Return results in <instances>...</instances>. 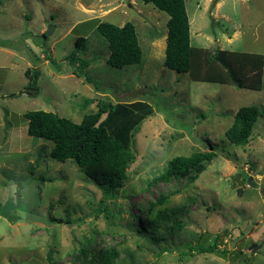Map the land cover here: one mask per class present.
<instances>
[{
	"label": "rangeland",
	"instance_id": "374dc122",
	"mask_svg": "<svg viewBox=\"0 0 264 264\" xmlns=\"http://www.w3.org/2000/svg\"><path fill=\"white\" fill-rule=\"evenodd\" d=\"M185 3L193 47L264 55V0ZM168 21L142 0H0V264H75L82 248L115 249L121 264H264V86L195 82L167 68ZM99 22L133 23L142 62L112 68ZM80 36L99 89L66 59ZM34 68L38 90L26 77ZM108 101H144L154 115L135 134V160L118 197L101 203L102 192L75 164L51 157L52 141L28 135L25 114L80 123ZM247 106L262 113L239 147L226 131ZM211 148L217 158L194 180L155 181L174 157ZM165 208L186 209L171 237L154 243L137 232L136 216ZM196 243L217 249L194 253Z\"/></svg>",
	"mask_w": 264,
	"mask_h": 264
},
{
	"label": "trees",
	"instance_id": "16d2710c",
	"mask_svg": "<svg viewBox=\"0 0 264 264\" xmlns=\"http://www.w3.org/2000/svg\"><path fill=\"white\" fill-rule=\"evenodd\" d=\"M142 1L152 4L169 16L165 49L167 68L180 74L187 73L195 82L232 85L238 89L253 91L263 89L264 55L227 50L211 52L195 48L191 45V24L185 0ZM96 29L108 42V64L112 68L123 69L142 62L144 53L133 23L119 27L99 22ZM42 37L47 42L46 35L43 34ZM86 41L87 38L78 37L74 50L66 59L74 67L75 75L99 89V83L89 70L90 61L80 56ZM49 60L56 64L51 56ZM40 74L37 68L26 72V77L32 81L31 86L35 90H38ZM261 113L257 106L240 108L226 131L228 140L239 147L247 146ZM153 115V107L144 101H108L102 103L97 113L85 115L80 123L46 111L27 112L25 118L28 120V135L52 141L54 149L51 157L61 163L70 161L75 164L100 189L101 203H107L118 197L123 182L128 177L127 171L135 160V134ZM216 158L217 153L213 148L188 157H174L155 181L170 182L184 178L194 180ZM164 203L165 201H159L154 206ZM185 210L165 208L155 212L154 216L148 211L144 214V219L136 216L139 223L136 230L152 242L160 243L171 237L175 229L182 227ZM66 223L71 224L69 220ZM216 249L217 244L205 246L200 243L191 248L192 252L198 254L214 253ZM77 257L75 264H121L118 262L119 253L115 249L93 252L90 248H82Z\"/></svg>",
	"mask_w": 264,
	"mask_h": 264
},
{
	"label": "water",
	"instance_id": "95a60500",
	"mask_svg": "<svg viewBox=\"0 0 264 264\" xmlns=\"http://www.w3.org/2000/svg\"><path fill=\"white\" fill-rule=\"evenodd\" d=\"M52 29H53V28H50V30L46 32V34H45L46 37H49V36L51 35V33H52Z\"/></svg>",
	"mask_w": 264,
	"mask_h": 264
}]
</instances>
